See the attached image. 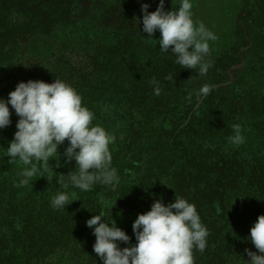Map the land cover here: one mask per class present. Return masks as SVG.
<instances>
[{"label":"trees","instance_id":"obj_1","mask_svg":"<svg viewBox=\"0 0 264 264\" xmlns=\"http://www.w3.org/2000/svg\"><path fill=\"white\" fill-rule=\"evenodd\" d=\"M90 2L103 9L92 18L111 37L108 45H78L69 34L78 20L89 24ZM142 3L153 11L152 0H0V97L20 81L66 82L94 113L92 123L114 137L109 148L119 176L115 191L101 183L89 191L64 187L61 174L77 170L65 162V140L17 187L25 166L7 157L18 119L9 106L12 123L0 129V264H101L87 219L114 221L130 237L120 247H128L137 214L156 198L167 204L175 196L194 204L208 229L194 264H245L244 250L256 251L245 238L264 214V0L239 1L230 38L209 44L203 76L161 53L155 33L139 31ZM206 83L212 91L198 98ZM233 125L244 137L239 146L228 142ZM61 191L75 200L65 210L51 206Z\"/></svg>","mask_w":264,"mask_h":264},{"label":"clouds","instance_id":"obj_2","mask_svg":"<svg viewBox=\"0 0 264 264\" xmlns=\"http://www.w3.org/2000/svg\"><path fill=\"white\" fill-rule=\"evenodd\" d=\"M149 7L141 4L139 31L151 38L159 32L156 41L161 53L171 54L182 69H198L199 75H206L211 67V61L206 60L209 41H215L217 36L202 21L193 20L192 0H179V6L171 10H165V0H159L154 11L149 12ZM136 21L137 25L141 22ZM174 79L172 74L165 77L169 82ZM152 84L153 94L159 96L161 87L155 80ZM212 88L211 84H203L196 96L206 97ZM9 106L18 119L6 148L7 157L9 162L18 160L25 166L17 187L28 185L39 171L35 162L49 163L58 153V145L67 140L63 156L66 163L74 161L77 170L61 174L59 182L81 191H89L97 183L116 190L119 176L112 167L109 148L114 137L92 123L94 113L82 105V97L73 87L57 78L51 83L31 79L18 82L7 98L0 97V129L12 123ZM228 142L235 146L244 143L239 125H233ZM72 201L67 192L61 191L52 198L51 206L65 210ZM85 224L95 237L92 248L101 264H194L193 251L203 252L209 235L195 205L179 196L167 204L156 198L150 210L138 213L131 225L135 243L128 247L120 244H129L130 237L103 214L92 215ZM245 239L256 249L244 250L249 257L245 264H264V214L257 216Z\"/></svg>","mask_w":264,"mask_h":264},{"label":"rangeland","instance_id":"obj_3","mask_svg":"<svg viewBox=\"0 0 264 264\" xmlns=\"http://www.w3.org/2000/svg\"><path fill=\"white\" fill-rule=\"evenodd\" d=\"M169 2L165 5V10H171V8H177L179 6V0H168ZM240 0H192V11H193V20L202 21L205 26L211 30L216 36L215 41H209V44H214L217 42L219 44L221 39L226 41L229 39L235 23V18L238 13ZM159 0H152L151 8L153 11L156 9ZM170 5V7H169ZM99 5L94 6L93 2L88 4L87 15L85 17L86 22L89 24L82 27L81 20H78L75 24V27L71 29L69 34L72 35L73 40L79 45L86 42L87 39L94 40L96 43H103L108 45L111 42V37L107 32H99L97 27L93 24L94 19L93 15L96 17L99 16V13L102 12V8ZM82 27V28H81ZM158 40L160 37L159 32H155ZM65 35H60V38H63ZM221 41V42H223ZM157 42V41H155ZM42 49V47L40 48Z\"/></svg>","mask_w":264,"mask_h":264}]
</instances>
